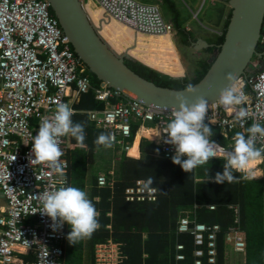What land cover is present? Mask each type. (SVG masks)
<instances>
[{
	"label": "built area",
	"instance_id": "obj_1",
	"mask_svg": "<svg viewBox=\"0 0 264 264\" xmlns=\"http://www.w3.org/2000/svg\"><path fill=\"white\" fill-rule=\"evenodd\" d=\"M82 1L99 29L103 20H116L137 35L171 40L175 36L174 24L165 18L158 4L139 0ZM91 1L101 11L97 23L89 11ZM197 17L195 14L194 18ZM213 31L217 36L224 34ZM260 42L264 43V35ZM86 71L87 66L75 53L49 0H0V193L7 200L0 217V264L66 263L68 224L53 231L51 218L40 212L43 205L39 197L60 186H70L67 136L59 140L64 153L60 158L64 176L46 164L30 163L35 158L33 138L41 121L54 117L58 103L68 104L75 113L72 99L93 91L96 100L105 105L86 113L97 128L113 135L114 148L128 156L132 139L141 129L149 132L147 138L157 140L161 157L172 159L175 155L174 146L166 143L167 124L174 111L160 105H146L107 85L94 87ZM236 86L245 94L244 104L226 108L216 101L208 106L205 122L210 123L214 133L211 140L218 145L217 157L213 158H224L233 149L236 133L247 135L253 122L264 125V65L255 75L241 77ZM241 107L247 112L242 120L236 115ZM217 134L225 138V143L216 139ZM257 144L264 146V141L258 140ZM145 183L138 180L127 188L126 200L155 201L157 188L145 189ZM98 184L113 187L114 179L102 174ZM234 208L235 225L226 231L224 239L235 252L245 254L246 235L240 226L239 209ZM178 232L193 236L196 264H202L205 256L210 263H216L219 224L198 222L194 212L182 209ZM177 249L183 250L184 246L178 244ZM95 257L96 264H120V244L113 240L97 244ZM177 258L184 259V255L179 253Z\"/></svg>",
	"mask_w": 264,
	"mask_h": 264
},
{
	"label": "trees",
	"instance_id": "obj_2",
	"mask_svg": "<svg viewBox=\"0 0 264 264\" xmlns=\"http://www.w3.org/2000/svg\"><path fill=\"white\" fill-rule=\"evenodd\" d=\"M169 12L172 14L178 44L191 47L198 37L184 26L181 13L172 0H163ZM90 14L97 22L101 14L95 15L89 9ZM231 14V9H230ZM229 14V16H230ZM228 20L224 26V34L211 38L212 47L205 49L211 56L199 59L194 73L183 78H172L167 74L146 66L139 60L126 57V63L140 75L154 81L158 85L184 88L191 82H199L211 67L221 45ZM113 21L100 22L101 35L113 46L117 52H123L127 48H119L114 45ZM139 35L134 34V42L129 52L137 46ZM258 52H264V43L259 42ZM132 55V54H131ZM133 56V55H132ZM94 87H99L102 82L87 68ZM176 75V74H175ZM103 86V85H102ZM103 102L95 98L93 91L83 93L78 109L103 108ZM74 122L86 124V140L88 147H78L69 150L68 159L71 160V186L85 190L89 198L99 211L98 217L101 227L90 239H84L76 245L67 243L65 264H96L95 249L99 243L113 240L120 244V264H196L194 238L189 233L178 232L179 213L185 205H196L194 217L198 222L206 224H219L221 232L218 236L217 261L210 263L205 256L202 264H226L225 233L235 225L236 212L239 209L240 226L245 232L247 248L245 252V264H264V179H244V174L237 176L238 182L219 184L208 176L197 174L199 167H211L215 177L217 172L222 173L225 160L223 157L213 158L206 165L199 166L193 172H185L180 165L174 164L172 159L160 156L159 147L154 141L142 139L141 151L145 150L144 144H149V151H142L139 159L123 155L122 159L114 165L113 187H101L98 177L93 175L90 184L87 183L89 164L95 162L94 144L97 136L102 132L89 124L86 114L73 115ZM72 138V137H71ZM216 139L225 143V138L217 134ZM74 140V138H72ZM101 148V147H100ZM186 158V157H183ZM253 163L249 162L248 167ZM110 169L106 167L105 170ZM258 174V173H256ZM153 177L152 186L158 190L155 201L129 202L126 200L127 188L136 185L138 180ZM209 206H215L211 209ZM116 211L122 212L118 225L113 223ZM71 231L68 225V233ZM178 244L184 246L178 250ZM183 254L184 259H178V254Z\"/></svg>",
	"mask_w": 264,
	"mask_h": 264
},
{
	"label": "clouds",
	"instance_id": "obj_3",
	"mask_svg": "<svg viewBox=\"0 0 264 264\" xmlns=\"http://www.w3.org/2000/svg\"><path fill=\"white\" fill-rule=\"evenodd\" d=\"M225 79L229 83L219 92V105L227 108L244 104L245 94L235 84L236 74L228 73ZM184 91L195 93L196 88L189 82L184 86ZM174 99L178 104V110L174 106L173 118L167 124L166 143L175 148L172 162L180 165L185 172L191 173L199 166L207 164L211 158L217 157L218 145L211 140L214 135L212 127L210 123L205 122L209 101L203 96H196L193 102H189L181 92L175 93ZM73 115L74 111L68 104L58 103L54 117L41 121L32 142V153L35 158L30 159L31 164H46L60 176L65 175L60 162L64 155L59 143L60 138L70 135L81 146L86 140V124L74 122ZM236 115L241 120L246 118V109L239 108ZM258 140L264 141V125L258 122H253L248 127L247 135L236 133L233 149L225 154L223 172H217L215 177L208 176V179L219 184L225 182L231 184L238 182L237 176L233 175L234 172L244 173L243 178L247 180L256 179L248 165L250 161L264 157V146H258ZM94 144L98 150L100 147L110 149L114 146V137L110 132H101ZM152 184L153 177H149L143 187L149 189ZM39 199L43 205L40 212L51 218L50 227L53 231L62 228L64 223L70 226L71 231L67 239L72 245L90 239L101 227L99 211L89 198V194L81 188L60 186L43 194Z\"/></svg>",
	"mask_w": 264,
	"mask_h": 264
},
{
	"label": "water",
	"instance_id": "obj_4",
	"mask_svg": "<svg viewBox=\"0 0 264 264\" xmlns=\"http://www.w3.org/2000/svg\"><path fill=\"white\" fill-rule=\"evenodd\" d=\"M49 2L75 53L102 85L118 89L146 105H160L170 111H175L176 107L178 110L174 99L177 92L183 93L189 102H193L196 96H203L211 104L218 101L220 90L229 83L225 79L228 73L236 74V84L241 77L253 76L259 69L254 66V58L264 35V0H229L231 14L224 42L205 76L193 84L195 93H187L184 88L158 85L129 67L125 61L126 57H131L129 50L121 54L111 46L92 21L82 0ZM212 46L202 38L191 45L198 50Z\"/></svg>",
	"mask_w": 264,
	"mask_h": 264
},
{
	"label": "crops",
	"instance_id": "obj_5",
	"mask_svg": "<svg viewBox=\"0 0 264 264\" xmlns=\"http://www.w3.org/2000/svg\"><path fill=\"white\" fill-rule=\"evenodd\" d=\"M139 1H142L144 3H149V4H158L156 1H160L161 5L162 6L164 5L163 0H139ZM172 1H174L176 3V5H177V7L181 13L182 20L184 21V26L186 28L192 30L196 34L198 39L202 38V39L207 40L210 43L211 38L219 37L214 33L213 30H216V31H223L224 30V26L226 24V21L229 18V14H230L229 0H182L185 4V8L180 6V3L178 2V0H172ZM158 5H160V4H158ZM90 10L95 15H98L100 13V9L95 8V4L92 1H91V5H90ZM195 14L198 15L197 19L194 18ZM200 17H201V19H200ZM167 20L171 21L173 23L171 13H169ZM195 20L201 21L199 28H196L194 26ZM99 30L101 31V28ZM175 36H176V31H175ZM175 36H174V38H175ZM174 38L172 39V41L174 40ZM135 59H137V58H135ZM137 60H139V59H137ZM140 62H142V61H140ZM143 64H145V63H143ZM145 65L148 66L147 64H145ZM148 67H150V66H148ZM150 68H152V67H150ZM167 69H169V67H167ZM155 70L161 72L162 74H167V75L169 74V75L178 76V77L187 76L186 74H184L185 70H182L181 72L180 71L176 72V70H174V69L166 70L165 72H162V70H160L158 68H155ZM194 70H195V68H194ZM194 70H193V73H194ZM80 100H81V96L78 99L77 98L72 99L73 107L76 109V112L74 114H76V113L86 114L88 121H89V124L91 126L93 125L96 129L104 132L102 129L97 128L90 121L89 116L86 113L87 109H78L76 107L80 103ZM88 110H90V109H88ZM73 117H72V119H73ZM73 121H74V119H73ZM143 134H144V138H142ZM148 134H149L148 131L140 129L138 134L134 136V138L132 139V145H133L132 147H134V145L138 141L139 155L138 156H134V155L130 156V154H129L128 155L129 157L136 158V159H139L141 157V142H142V139H149V138H147ZM149 140L154 141L155 139H149ZM155 144L159 147L158 142H155ZM66 147H67L66 155L68 156L69 150L74 149V148H78V147H88V146L86 143H84L83 146H81L75 140H72L71 136L69 135V136H67ZM103 150H104L103 147L99 148V150L96 148V150H95V157H96L95 162L93 164H89V166H88V173H87L88 185L90 184V180H91V177L93 175H96V177H99L100 175L105 174L107 176L112 177L114 175V170H113L114 165L117 162H119L124 155L123 153H121V151H119L117 149L118 156L116 158V157L109 156V154H107ZM115 159H117L116 162H115ZM68 160L70 161L69 177H70V186H71V163L72 162L70 159H68ZM258 160L259 161L256 164V166L253 167L254 170H252L250 167H248V168L252 171L253 175L257 176V178L263 179L264 178V157L258 158ZM106 167L107 168L110 167L108 172H107V170H105ZM112 173H113V175H112ZM256 173H258V174H256ZM6 206H7V200H6L5 196L2 193H0V217L4 214V211L6 210ZM182 209L187 210L190 213H193L196 210V205H194V204L193 205L192 204L191 205H185L182 207ZM229 249H231L235 255H239L240 257L244 258V261L242 258H238V257H236V259H234V260H229L228 259L229 258ZM226 255H227L226 256V264H245V255L235 252L233 250L232 246L226 245Z\"/></svg>",
	"mask_w": 264,
	"mask_h": 264
},
{
	"label": "rangeland",
	"instance_id": "obj_6",
	"mask_svg": "<svg viewBox=\"0 0 264 264\" xmlns=\"http://www.w3.org/2000/svg\"><path fill=\"white\" fill-rule=\"evenodd\" d=\"M158 4L161 5L160 1H156ZM180 3V6L185 8V4L182 0H178ZM178 3V4H179ZM163 14L166 19H168L169 10L166 7V5H161ZM101 13V11H100ZM201 19V17H200ZM200 20H195L194 26L196 28L200 27ZM114 24V23H113ZM114 30V45H117L119 48H129L132 46L134 40V32H121L117 29V27L113 26ZM178 37L175 36L174 40L172 41L168 37L163 36H145V35H139L137 46L134 47V49L131 51V54H129L132 58H138L142 62H145L149 66L153 68H158L162 70V72H165L166 70L174 69L176 72L178 71H184V74L191 76L193 74L194 68L197 66V63L199 62V59L210 57L211 55L207 53L203 49H196L194 47H187L184 45H180L177 43ZM176 46L178 48H176ZM126 50V49H125ZM124 52V51H123ZM122 54V52H119ZM135 56V57H134ZM183 63V64H182ZM255 64V62H254ZM169 67V69H167ZM167 73V72H166ZM93 126V125H92ZM154 142H157L156 139ZM149 144H144L145 150H142L145 153V151H149ZM119 150V149H118ZM104 152L109 154V156L116 157L117 149L116 148H110V149H104ZM141 151V153H142ZM107 161V160H106ZM117 159H115V162ZM258 159L254 160L253 163L250 165V168L252 170L254 166L258 163ZM108 162V161H107ZM211 167H199L197 169V174L202 177L211 176L213 175L211 170ZM224 170V169H223ZM222 170V171H223ZM244 173H238L234 172V176H240ZM257 177L256 175H254ZM123 214L120 211H116L115 216L113 217V223L118 225L120 223V217L122 218ZM238 258H242L239 255H235L231 249H229V260H234ZM244 261V258H242Z\"/></svg>",
	"mask_w": 264,
	"mask_h": 264
},
{
	"label": "bare ground",
	"instance_id": "obj_7",
	"mask_svg": "<svg viewBox=\"0 0 264 264\" xmlns=\"http://www.w3.org/2000/svg\"><path fill=\"white\" fill-rule=\"evenodd\" d=\"M113 23L115 24V26L117 27V29L121 32H130L132 31L131 29H129L128 27H126L125 25L121 24L120 22L116 21V20H112ZM133 32V31H132ZM147 134V133H146ZM139 137V136H138ZM130 156L134 155V156H138L139 152H138V141L136 142V144L134 145V147H132L130 149L129 152Z\"/></svg>",
	"mask_w": 264,
	"mask_h": 264
},
{
	"label": "flooded vegetation",
	"instance_id": "obj_8",
	"mask_svg": "<svg viewBox=\"0 0 264 264\" xmlns=\"http://www.w3.org/2000/svg\"><path fill=\"white\" fill-rule=\"evenodd\" d=\"M254 62H255L254 66H256L257 68L262 67L264 65V52H261V53L258 52V55H256L254 58Z\"/></svg>",
	"mask_w": 264,
	"mask_h": 264
}]
</instances>
